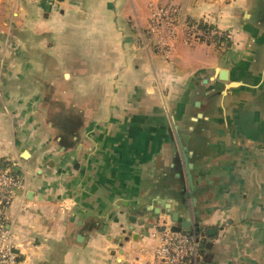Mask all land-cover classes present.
<instances>
[{
    "label": "crops",
    "instance_id": "obj_1",
    "mask_svg": "<svg viewBox=\"0 0 264 264\" xmlns=\"http://www.w3.org/2000/svg\"><path fill=\"white\" fill-rule=\"evenodd\" d=\"M176 129L201 264H264V0H0V160L22 181L2 219L20 264H146L186 199Z\"/></svg>",
    "mask_w": 264,
    "mask_h": 264
},
{
    "label": "built area",
    "instance_id": "obj_2",
    "mask_svg": "<svg viewBox=\"0 0 264 264\" xmlns=\"http://www.w3.org/2000/svg\"><path fill=\"white\" fill-rule=\"evenodd\" d=\"M163 12H157L151 19V32L157 37L160 51L168 53V40L172 38L173 22ZM184 31L189 40H203L223 45L227 36L217 29H208L201 24L185 25ZM22 186L13 167L0 160V264H20L16 246L11 241L10 232L4 225V213L14 200V192ZM196 232H172L169 221L162 225L158 237V246L146 264H201V236Z\"/></svg>",
    "mask_w": 264,
    "mask_h": 264
},
{
    "label": "water",
    "instance_id": "obj_3",
    "mask_svg": "<svg viewBox=\"0 0 264 264\" xmlns=\"http://www.w3.org/2000/svg\"><path fill=\"white\" fill-rule=\"evenodd\" d=\"M220 76H221L220 77L221 80L226 81L225 72H221ZM177 137H178L179 146L181 148L182 165H183L179 173L181 174L184 168L188 183V190H186V187H183L182 189V194L186 198L183 201L172 200L170 201V203L166 204V207L168 209V214L171 218V222L173 223V226L171 227V231L175 233L182 232L183 230H188L189 232H192L194 228V230L198 232L200 211L197 207V199L195 196L196 186L194 184L193 175H192V171H193V164L191 162L192 153L188 150L186 143H184L183 139L181 138L178 132H177ZM190 202L193 207L192 210H193L194 220L192 222L190 219ZM181 205L184 206V217L180 215L179 211L176 209V207H179ZM211 246H212L211 244H205V243L200 245L201 248L200 254L203 248H210Z\"/></svg>",
    "mask_w": 264,
    "mask_h": 264
},
{
    "label": "rangeland",
    "instance_id": "obj_4",
    "mask_svg": "<svg viewBox=\"0 0 264 264\" xmlns=\"http://www.w3.org/2000/svg\"><path fill=\"white\" fill-rule=\"evenodd\" d=\"M222 46H224V44H223ZM253 107H255V105H254V104H252V103H251V104H249V108H248V110H249V109H251V108H253ZM256 108H257V107H256ZM258 109H259V110H261L260 108H258ZM245 110H246V108H245ZM183 170H184V168H183Z\"/></svg>",
    "mask_w": 264,
    "mask_h": 264
},
{
    "label": "trees",
    "instance_id": "obj_5",
    "mask_svg": "<svg viewBox=\"0 0 264 264\" xmlns=\"http://www.w3.org/2000/svg\"><path fill=\"white\" fill-rule=\"evenodd\" d=\"M195 234L197 235V234H199V232H196Z\"/></svg>",
    "mask_w": 264,
    "mask_h": 264
},
{
    "label": "flooded vegetation",
    "instance_id": "obj_6",
    "mask_svg": "<svg viewBox=\"0 0 264 264\" xmlns=\"http://www.w3.org/2000/svg\"><path fill=\"white\" fill-rule=\"evenodd\" d=\"M201 250V249H200Z\"/></svg>",
    "mask_w": 264,
    "mask_h": 264
}]
</instances>
